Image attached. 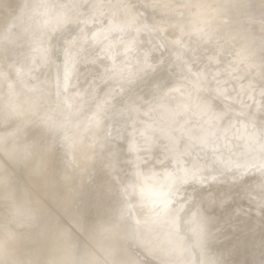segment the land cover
<instances>
[{
    "label": "bare ground",
    "instance_id": "bare-ground-1",
    "mask_svg": "<svg viewBox=\"0 0 264 264\" xmlns=\"http://www.w3.org/2000/svg\"><path fill=\"white\" fill-rule=\"evenodd\" d=\"M3 1H4V3L0 2V14L5 13L6 17L4 19H0V154L2 155V157L5 158V160L9 163L10 167L14 171L19 169V171H21L24 174V181L27 180V183L30 185L29 188H35V191L40 192L44 196L43 200L44 199L45 200L44 201L41 200L39 198L41 196V194L39 196V194L36 192L35 193L37 195L32 194L31 192H30V194H32V195H29L28 185L18 181L17 178L15 177L14 171L12 169H10L9 166L0 157V207L4 208V210L0 209V264H16L17 261L19 260V258H21V256L23 257V255H24V254H22V252L20 253L22 255H20V256L16 255L20 251H23V253H24V250L22 249L24 247H21L20 245H22L24 243L28 244L29 242H30V244H32V242H34L33 240L37 237L53 239V236L57 235L58 233H62L64 231H66L65 229H67L68 226H66V224L63 222L64 220L61 222L59 219L57 220L56 215L54 213L51 214L48 212L49 210L46 208L48 205L47 202L55 204L57 206L56 208H58L60 211L64 212L65 216L67 217L66 219L69 220L68 222H73L76 225H77V223L81 222L80 221L81 219L80 220L78 219L79 217L80 218L82 217V216H80L81 215V212L79 210L80 208L78 209L79 204H77L78 202L76 203L75 201L79 200V198H80V187H81V185H83L84 180L89 177L88 174H90V172L95 171L96 169L99 171L100 174H104V173L113 171L117 168H121L119 166H122V165L125 167H129L128 171L124 174H118L117 176H115L113 178H110L108 176L106 178L105 182L102 184L103 185L102 189L105 190V187L108 188L107 186L110 185L111 183H113L112 181H114V182L116 181L115 185H117V186H115L114 188H117V189H120L121 191H124L126 195L128 194L131 197V200H130L131 203L130 204L127 202V204L124 203V205H121V206L126 207V205L129 204L128 206H129V208H131L130 211L133 210V212L135 211V209L139 210V208L144 207L145 202H146L145 200L147 198H149V197L153 198V202L148 204L147 209H149V211H153V213L155 214L154 220H156V221L159 220V217L162 214H164V212L167 210V208L170 205L175 204L176 202L179 201V199L180 200L183 199V201L181 200L182 202H184V200H186L184 203V205L185 204L186 205L183 206V211L181 213L180 218L177 219V221H180V220L181 221L182 220H185V221L188 220L189 221L190 225H188L187 231H192V232H187L189 237L192 234H196V233H193V232H196V230L199 231V234L201 232H203L204 228H207V226H206L207 223L212 221V219H210V218H213L212 216H214V215H212L210 218L209 217H203V218L201 217L202 219H200L199 217H192L193 210H192V212L189 210L192 207V206L190 207V204L192 205L193 198L191 195L186 196L187 193L184 196L186 189L188 190V188L193 186V185H198L200 187L202 185H206L205 184L206 181L208 182L210 179H214V180L217 179L213 183L215 185L214 187L216 189L217 188L221 189V186H220L221 184H227L228 185L227 187H233L234 183L237 182V179L239 180V177L242 176L241 174H243L244 172H242V170L240 172L237 171V173H235L231 176V178L229 179L228 182H226L227 180L222 179V175L225 172H227V173L231 172V170L238 167L239 165H245L246 168L252 166L254 168V170H257L258 172H260L264 178V127H262L260 125L261 127H256L255 129H250V130L246 129V127H248V126L245 127L244 124H247V123H244L245 118H242V117L244 115H246L247 112H248V115L250 113H252V112L249 113V109H248V111H245L246 112V114H245L244 112L241 113L242 111L239 112L241 110L240 108H239V110L238 109L236 110L235 107H233L235 109L233 111H235V112L238 111L239 112L238 114L241 113L240 114L241 118H239L237 115H234V117H231L232 115L229 116L228 111H230V110H225L226 108L224 109L223 107H221L227 101L225 98V96H228V95H226L228 93L227 91H229L230 89H233V88L235 90L237 81H238L237 82L238 84H240L239 82L242 83V81H239L237 79L241 80V75H243L242 72L244 70L250 71L249 72L250 79L247 80L248 75L246 77H244L245 75H243L242 79L245 80L247 78L246 80L248 81L247 83H244L245 88L241 84L243 87V88L241 87V89H243V92L245 90L247 96L251 95V93L253 92L252 96H254V97L256 95V94H254V91H256L258 94L264 93V88L259 86L258 82H257V81H259V74L257 73L258 71L257 72L254 71L255 69H257V70L260 69V68L259 69L255 68L256 65H255L254 61L256 59L255 58L256 55H254L255 59L252 56L253 54L250 55V53H252L254 51V50L252 51L250 49H256V45L259 44L260 42H258L256 45H253V46L250 45V46H252V47H250L248 40L250 41V39H252L253 36H250V35H252L253 33H247V34H250L249 36L246 37V38H249L248 40L244 38L245 35H247V34H245L243 37H240L242 35L241 32H243L245 28L248 27L246 30H248V29L252 30L249 26L253 25V24H247L249 22H247V23L245 22L248 26L245 27L246 26L245 25L244 27H242L243 31H242V28L239 27L241 32H240V30L235 29L236 32L238 31L237 33L241 34L239 37L241 39L243 38V40L245 39L244 41L238 40L239 38L238 39L234 38L233 34H232L233 36L231 34L228 35L229 38L233 37V40L237 39L238 41L237 40L236 41L238 43L240 41V44L235 43L236 41H233L235 43V46H233L231 44V47H234L233 48L234 49V52H233L234 57H232L231 54H233V53H230V52H232L233 49L232 50L229 49V50H231L229 52L228 48L226 47L227 45L225 44L226 45L225 48H227L228 51L226 49H221V46L219 49L224 50L225 53L223 51H219L216 48V47H219V46H216V45H218L217 44L218 41L213 42L212 39L214 37L209 38L210 35H212V32H211L212 30L210 31L209 27L213 28V27H211V26H213L212 24H214V22L216 23V21H217V19L215 20L214 17H216L217 15L221 16V14H218V13L223 7H221V8L218 7L220 10L219 9L217 10L216 9L217 7H215V5H219V4H215V5L213 4L215 7V8H213V11H215V9L217 10V15H215L216 12L214 13L212 10H210V9H212L211 0H188L189 2L186 0V7L189 6L188 9L186 8L187 10L184 8L185 4L183 2H185V1H183V0L182 1L180 0L182 2V5H181V2L175 1V3L176 2L179 3L177 5V7H175L176 6V5H174L175 3L173 4L172 2H170V1L174 2V0H170V1L169 0H165V1L160 0L161 2L159 0H156V1L152 0L154 2L153 3L151 2L152 4H150V6L148 4V1L146 3L144 1H142L145 3L146 6L144 5V3H143V5H141L142 2H140V6L138 5L139 7L138 8L136 7L137 8L136 14H138V16H136V19H135V23L137 22L136 20L140 19L138 23H140L141 26L137 23L139 25L140 29H141V27H144V24H145V23L144 24L141 23V19L143 20L145 18V20L148 22L149 16L155 17L154 13H153V15H148L145 13V11L149 10L148 8H150L151 5H152L151 8L153 11L156 10V8H157V11L159 9H167V11L169 9L170 11H172L173 9L175 10V8H177L176 13H174L175 12L174 10L172 13L175 15V18H174V15L171 18V16H170L171 12H168L166 14L167 11L165 12L164 10H160L159 13H161V11L163 12L160 14V16L161 15L163 16V14H166V17L165 18L163 17L165 20L168 18L167 15L170 13L169 14L170 18H168L164 22H162V20L158 19L157 17H155L156 19L154 18L156 21H157V19H158V21L160 20L161 27H162V30H163L165 36L167 37V35H168V39H169V36H171V38L174 37V39H175L176 38L175 36L179 35V33H180L179 31H181V29H182L181 33L184 30L186 31V29H190L192 33H194V31L196 33V30L198 29L197 27L199 26L198 21L200 20V25H202V26H200L201 33L197 34L198 33L197 32L196 34H192V35L190 33L191 36L189 37L190 38L189 41L192 39L193 41H196L197 44L202 43V45H203L204 43H206L208 41V39L209 40L211 39V41H212L211 45L210 44H209V46L207 45L208 43H210L209 41L205 45H207L208 48L213 45V48H216V49H214V51L218 50V53L223 52L224 57H226L225 54L227 52H229L228 54H230V56L232 58L228 54L227 55L231 58V60L233 59L232 64L235 62L234 63L235 65L233 64L235 66L234 67L235 69L233 68L232 69L233 71H232L231 68H229L232 71L231 73L229 72L228 74L227 73L221 74V72L222 73L228 72V68H226L227 69L226 70L222 66H225V65H226L225 67L229 66L227 63L225 64V62H226L225 58L221 57L222 56L221 54H223V53L219 54V55H221L220 56L221 58H218V57L217 58L220 59L222 61V63H224L225 65L224 64L221 65L222 63L219 60H217L215 57V55L218 56V54L217 53L216 54L211 53V50H208V48L205 45H203V46L200 45V46H202L201 47L202 50L209 51L210 54H212V56L210 54L205 56V52H204V54H203L204 55L203 57H205V59L203 58L204 60L201 59V55H199L200 56L199 58L201 59L200 62L194 60V61H196V64L199 65V66H197L196 69H192L191 66H187L189 63L188 58H189V60H190V57H193L192 59H194L195 57L193 54L196 55V54H198L197 52L200 51L197 48H194V50L191 49V47L193 45H195V44H193L195 42H193L192 43L193 45H192V44H190L192 40L190 41V43L187 40V43H186V41H185L186 39H184V37L181 36L184 34L183 36H185V38H187L188 37L187 35L189 34V31L187 30L186 31V32H188L187 35H186V33L179 35V36H181L180 38L184 39V40L182 39L184 42L179 41L180 43H182V45H184V43L188 46L191 45L190 47H187L185 45L187 47V48H185V50L190 48L189 51L183 50L184 47L182 46V48H183L182 50L187 52L185 54V56L187 55V57H184L185 60L187 58V62H186L187 64L184 63L185 60L182 58L183 56L181 55V52H182V54L185 53L182 50L179 49L181 52L175 53L174 52L175 47H169L168 52L171 55L177 54V56L180 53V55H181L180 57L182 58L181 59L182 62L184 61L183 62L184 65H186V67H188V68L184 69L183 67H185V66L184 65L181 66L182 64L179 63V62H181L179 59L180 57H179L178 58L179 62L178 63L176 62V64L174 63V65L172 64L174 75H175V76H173L174 79H172V82H170L172 77H168V75H167V77L169 78V80H167L166 78H164V79H166L165 83L167 81H169L170 83H172L174 85L175 81H176L180 85L181 83L179 82V80L177 81V79H180L179 76L180 75L182 76V72H184L186 70L185 73L187 74V72H188V75H190L189 79H191V82H189L190 80L187 79V75L185 73H183V76L185 74L184 77H186L185 81L189 82V83L186 82L185 83L186 85H184L185 88H182L184 91L183 90L181 91L180 89L178 90L180 92H183L182 93L183 97H181L182 95L180 96V93L176 94V91L173 90L176 95H179V96H177L179 98V100L176 97V99H177L176 102H168V103L166 102V104L164 102V104H160L159 103L160 101L163 102L161 100L162 99L161 93H164V92L167 93L168 91H169L168 93H170L171 88L173 86H171V84L168 83L167 85L170 86L169 90L167 88H164L165 90L162 88V86L165 84V83H163L164 81H162V77H164V76H162V74L159 75L158 73H157V75H155L156 73H155L154 69H158L157 67L156 68L155 67L147 68L148 65L146 63V60H148V58L147 59L145 58L146 55H145L144 59L143 58L139 59L138 57H140V56H138L137 54H136L137 56L134 57V55H135L134 54L132 58H129L127 56L129 54V51L127 48L128 42H126L127 43L126 46H124L123 48L121 47V50L119 48V50H120L119 52L118 51H117V53L115 52L116 55L114 54L112 56H109V53L107 52L108 55L106 53V55L109 56L110 59L108 57V59L106 58L105 60H107V63L109 62L108 64L111 65V66L110 65L109 66L111 68H113V71H114L112 74H110V71H109L110 80L112 77V79L116 80L117 83L120 81L124 82L125 79L128 78L127 73H129V76H132V77H133V75L135 77L137 76V81L135 80L136 82H134L133 78H132V80L134 83L132 81L129 82L130 84H128V85L131 86V89L128 92H130L131 90L134 89V93L135 92L136 93L139 92V93L134 95L136 97H132L134 93L132 94L130 92L131 93L130 95H132V96L129 95L127 97H122V99H120L118 104H116L114 107L113 105H111L112 99L114 100V97L116 95H118L120 93V91L122 92V90H119V89L124 84L121 85L120 88H117L118 86L116 83H114L116 87H114V84L111 85L108 83H107L108 85H104V86L102 85L103 86L102 87L101 86L102 82L100 83L99 77L94 75L93 73L89 72L90 68L88 70L87 69L88 66L84 67V68H86V70H84V72L82 74L80 73L81 75L80 76L78 75L79 77L76 76V78L78 77V80L75 82V84L71 83L70 82V72L71 71H70V68H68L67 65L63 61L65 59V58H63L64 54H61V53L58 54L57 53L58 50H57V52L55 51V53H57L56 55L54 54L53 57L51 55L49 56L46 53L47 44H46V46L43 45L44 47H38V48H35V46H33L34 48L31 51L27 50V52L30 51L29 54L28 53H22L17 59H15V57L17 56V55L15 56V54H14L15 47L21 43H23L26 46V43H28V41L26 43H24V42L29 39V38L26 39L25 37H27L28 30H29V32L31 31V28L28 29V27H30V26H27L26 23H29L30 20H28V22H27L26 19H28L27 16H28V14L30 15V13H31L30 11H32L33 9L36 8V5L34 4L36 1L33 2V0H21L19 5L17 6V8L11 9V10L9 8H8L9 10L7 9V0H3ZM83 1H87V0H83ZM103 1L101 2L102 4L104 3ZM107 1L110 2L111 0H106V2L104 3L105 5L108 4ZM113 1H117V0H113ZM113 1H111V2L113 3ZM122 1L124 3H126V5L129 2L130 6H131V4L135 3L134 0H132L133 3H131V0L130 1L128 0L127 2L125 0H122ZM157 1H159V3ZM166 1H167V4L172 3L171 5L169 4L171 6V9L169 8L170 7L169 5L164 4V3H166ZM5 2H6V4H5ZM87 2H83L84 3L83 5L85 6V4H87ZM119 2H120L119 6L120 5L122 6V4L124 5V3H121V0L117 1L116 3L114 2V3L118 5ZM187 2H188V4H187ZM36 4H37V2H36ZM102 4L99 6L102 7ZM109 5H110V3H109ZM117 5H116V7H117ZM147 5L149 6L148 8H147ZM82 6L80 8H82ZM180 6L181 7L183 6V8H181ZM219 6H221V5H219ZM71 7H70V10L68 7H67L68 10H65V12L68 11L66 15L64 14L66 17L63 15L64 17L61 16L62 17L61 18L59 15H57V12L52 13V16H53V14H55L53 16V18L51 17V15L49 17L50 20L52 18V24L50 23L51 25H48L49 23L48 24H47V22L44 23L45 25L46 24L48 25L47 31H45V29L41 25V27L44 29V30L42 29V31L47 32V35L50 36V34L53 32V29L55 28L56 25L63 23L64 20L67 21V19H65L67 17H68V20L71 19L72 15L74 16L73 13L76 12V10H74V9L73 10L75 12H73L71 10L72 9ZM107 7H109V6H107ZM107 7L105 6L106 9H107ZM110 7H113V6L110 5ZM172 7H174V8L172 9ZM178 7L181 10L185 9L187 14H186V12L185 13H183V11L181 12V10H179ZM128 8H130V7L128 6ZM97 9H98V6H97ZM102 9L104 10V8H102ZM118 9H119V7H118ZM134 9L135 8H133V10ZM127 10H129V9H127ZM196 10H198V11H196ZM199 10H200V12H201V10L203 11L204 17H205L204 13H208L211 11L214 13L215 16L212 15L214 22L212 24L209 22V24L211 26L209 24H207V25H209V27L206 26V22L209 21V20H207V18H206L207 16H206L205 18H203L206 20L205 23L203 22L206 27H205V29L202 28L204 26V24H201V21H205V20L202 19L203 16L200 15L201 13L199 12ZM223 10L224 9H222L221 12H223V14H224ZM149 11H151V10H149ZM157 11H154V12L157 13ZM194 11L196 13L199 12L200 13L199 15L202 17H200V16L198 17V14L195 13L198 17L197 18L195 16V14H193ZM260 11L264 14V7L261 8ZM127 12H126V15H129V14H127ZM134 12H135V10H134ZM177 12L178 13L181 12V14H179L181 16H178V17H180L179 18L180 21H179V19H177L178 18L176 15ZM254 12H255L254 10L250 9V13H252L253 15L256 16V14ZM92 13H90L91 15L87 16L88 19L84 18L88 24L90 23V26H88L89 28L90 27L92 28L93 23H94V26H96L95 24H96V20L98 18L99 19L97 20V22L98 21L103 22V19L101 17L93 18V17H96L95 15L98 16L99 14H95V11H94V14H93L94 16H93ZM98 13H99V11H98ZM114 13H116V12H114ZM131 13H132V15L135 14L133 12H131ZM156 13H155V15H156ZM250 13H248V14H250ZM257 13H259V12L257 11ZM116 14H118L117 16H119V17L121 15V13H116ZM123 14L125 15V12H123ZM143 14H144V17L143 16H142V18H141V16L139 17V15H143ZM184 14H186V15H184ZM209 14H208V16H210ZM132 15L131 14L129 15V16H131L130 18L133 17ZM147 15H148V17H147ZM90 16H93V17H90ZM117 16H116V21L118 22ZM129 16L128 17L125 16V17L129 18ZM182 16H184L185 19L187 20V21L184 20L185 24H186V22L189 23V24L185 25L186 27L188 25H191V27H192L193 25H195L197 23L196 27L193 26L194 29L195 28H197V29L192 31L193 28L191 29L190 26H188L190 28H188V27L186 28L185 26H183V28H181L179 24L181 23V17ZM219 16L216 18H219ZM258 16H260V14H258ZM32 17H33V15L29 19H33ZM146 17L148 19H146ZM194 17H196V18H194ZM120 18H121V19H119L120 21L121 20L125 21L124 16H123V19H122V17H120ZM127 18H126V21H127ZM137 18H139V19H137ZM160 18L162 19V17H160ZM199 18H201V19H199ZM210 18L212 19V17H210ZM73 19L75 20V18H73ZM73 19H71V21ZM182 19H184V18H182ZM196 19L197 20L199 19V20L195 21ZM50 20H48V22H50ZM113 20L115 21V17ZM25 21H26V23H25ZM35 21H37V20H35ZM39 21H43V20H39ZM120 21H119V24H120ZM123 21H121V22H123ZM128 21H132V19H130ZM210 21L212 22V20H210ZM32 22L34 23L33 20H32ZM38 22H35V23H37V25L38 24L40 25L41 22H39V23ZM78 22H80V21H78ZM78 22H77V24H78ZM91 22H93V23L91 24ZM104 22L106 25L110 24L109 26L112 25L114 27V25H113L114 22L113 23H112V21L108 22V23H106V21H104ZM104 22L102 23V25L104 24ZM142 22H145V21H142ZM155 22H153V20H152V24ZM160 22L157 24L159 25ZM218 22L216 24H214V28H215V26H218ZM221 22L222 21H220L219 23H221ZM82 23H84V22L82 21ZM182 23L184 24L183 20H182ZM224 23H223V25L220 24L222 27L219 25L218 31H220V29L223 28V26H225V25H228V26L232 25L233 26V24H231V23H228V24L225 23V25H224ZM75 24L73 27H76L77 24L76 25ZM99 24L100 23L98 22L97 25L100 28L101 26ZM115 24H116V22H115ZM129 24H130V22L128 24H126L124 22L123 25L125 26V25H129ZM142 24H143V26H142ZM157 24L155 26H154V24L152 25V29H153V27H155L153 29L154 31H152V29L150 27V30H151L150 34L151 33L153 34L156 31L155 29H156V27H158ZM183 24H181V26ZM15 25H18L21 28V30L18 33H15V32L12 33V31H11ZM37 25H35V26H37ZM39 25H38V27H40ZM106 25H104V26H105V28L108 29V26L106 27ZM120 25L119 26L122 27V23ZM81 26L82 25L79 26V29ZM104 26H102V27H104ZM131 26H132V28H131ZM131 26H130V28L129 27L128 28L129 29H138V26H135V24H134V26H133V24H131ZM148 26H151V25H148ZM254 26H255V24H254ZM38 27H35V29ZM83 27L86 28L87 26H85L83 24L82 28ZM184 27H185V29H184ZM207 27H208V30H207ZM226 27L227 26H225V28ZM85 28H84V31L86 32ZM97 28L98 27H96V29ZM124 28L122 30H126L127 27L125 29ZM146 28H148V27H146ZM179 28H181V29L179 30ZM225 28H223V29H225ZM256 28H259V27L257 26ZM14 29L16 30V28H14ZM69 29L74 30V28H72V27ZM121 29L120 28H119V30L115 29V32H116V30H118L120 32ZM129 29H127V30H129ZM140 29L138 31H145L144 30L145 28L141 29V30ZM158 29L160 32L161 28L160 27L157 28V32H158ZM216 29L217 28H215V30ZM223 29H221V30H223ZM259 29H262V28L260 27ZM39 30H40V28L37 30L38 33L40 32ZM93 30H94V28H93ZM204 30H207V31L204 32ZM253 30H255V28ZM253 30L250 32H253ZM80 31H83V30H80ZM87 31H89V29H87ZM110 31H111V29H110ZM110 31L108 33H110ZM112 31L110 34L113 35L114 32L112 33ZM134 31L135 30H132V32H134ZM138 31H136V32H138ZM208 31H209V33H208ZM214 31H213V33H215ZM218 31L215 34H219ZM248 31H246V32H248ZM260 31H263V30H260ZM54 32H56V31H54ZM67 32H66V34H67ZM85 32H81V34H79L80 33L79 32L78 33L79 36L77 39L75 37L77 34L74 32V34H76V35L75 36L72 35L73 36L72 38H73V40L74 39L75 40L73 42L67 44V41H66L67 39H64L62 42L59 43V47L60 48L64 47V51L66 53H73L76 50H78L79 48H83V46L82 47H80V46L82 44V41L84 39L85 40L87 39V38H84V35L86 34ZM91 32H87V33H89L88 35H90ZM117 32L114 35L117 36L118 35ZM122 32H123V34L126 33V31H122ZM122 32H121V34H122ZM157 32H156V35L160 34L159 32L158 33ZM220 32H222V31H220ZM246 32H244V33H246ZM69 33H70V30H69ZM129 33L131 34V31ZM142 33H141V35H142ZM237 33L235 34V37L238 35ZM37 34H36V37H37ZM41 34L44 35L43 32ZM123 34L121 35V37H123ZM144 34L146 35V38H147L148 32L145 31ZM260 34H261V32H260ZM40 35L38 34V36H40ZM91 35H93V34H91ZM141 35L139 34V36H141ZM230 35L232 37H230ZM30 36H31L30 40H34L33 39L34 35H30ZM65 36H67V35H65ZM86 36H87V34L85 35V37ZM93 36L95 37L96 35H93ZM93 36H91V38H93V40H96V39H94ZM133 36L135 37V35H133ZM142 36H144V35H142ZM150 36H151V38L150 39L147 38L148 40L152 39V40L156 41L158 39V35H157V39H154V38H156L154 35H150ZM150 36H148V37H150ZM160 36H163V34L162 35L160 34ZM214 36H215V38H217L216 35H214ZM226 36L227 35H225V37ZM43 37L44 36H42V38ZM34 38H35V36H34ZM52 38H55V36ZM114 38H115V36H114ZM128 38H129V36H128ZM142 38H145V36ZM220 38H222V40L224 38L222 36H219V41L221 43H224V40L229 39V38L228 39L225 38L222 42ZM24 39H26V40H24ZM36 39H38V37ZM115 39L113 41H115ZM132 39H134V38H132ZM136 39H137V37L135 38V41H137ZM160 39L161 38H159L158 40H160ZM255 39H256V37H255ZM255 39L253 38V40L250 41V42H252L250 44H253ZM49 40H51V39H49ZM70 40H72V39H70ZM89 40L90 39H88V41ZM120 40H121V38H120ZM161 40H164L162 42L168 43L167 40L165 41V38H163ZM231 40L227 41V42H229V44H230V42H232ZM116 41H117V39H116ZM118 41H119V37H118ZM139 41H141V40L139 39ZM245 41L248 43V46L250 47L249 51H252V52H250V53H249V51L246 52L247 49L244 47H241L242 42L244 44ZM262 41H264V40L262 39ZM142 42L144 43L143 39L140 43L142 44ZM159 42L160 41L156 42V45ZM162 42H161V44H162ZM171 42H173V44H170V46L171 45L174 46L177 43L176 49L180 46V45H178L179 43L177 40H176V42L175 41H171ZM220 42H219V44H221ZM50 43H51V41H50ZM83 43L85 44L86 42H83ZM119 43H121V42H119ZM140 43H138L137 49L139 48ZM153 43L155 44V42H153ZM166 43H165V45H166ZM169 43H168V45H169ZM212 43H216V44H212ZM262 43L264 44V42H262ZM29 44H27L28 48L30 46ZM39 44H40V41H39L38 45ZM42 44H44V42H42ZM56 44H58V43H56ZM56 44H54V45H56ZM54 45H52V48ZM124 45H125V43H124ZM168 45H167V48L164 47V45H163V47L166 48V51L168 49ZM21 46H22V44H21ZM25 46H24V48H20V51H21V49L22 50L25 49L26 48ZM104 46H106V44ZM128 46H129V44H128ZM130 46L132 47V45H130ZM135 46H136V44H135ZM262 46H261L262 47L261 51L264 49V45H262ZM19 47H17V48H19ZM151 47L155 48V46H151ZM229 47H230V45H229ZM246 47H247V45H246ZM249 47H247V48H249ZM133 48H134V46H133ZM157 48H160V47H157ZM161 48H162V46H161ZM203 48H205V49H203ZM213 48L210 47L209 49H213ZM243 48H244V50H243ZM129 49H131V48L129 47ZM176 49H175V51H176ZM257 49L259 51L258 47H257ZM53 50H55V48ZM135 50H136V48H135ZM190 50H193V51H191L193 53H191V55L190 54L188 55ZM141 51H143V50L141 49ZM148 51H149V49H148ZM153 51L154 50H152V52ZM164 51H165V49H164ZM195 51H197V52H195ZM244 51L247 54L248 53L249 54L247 55L246 53H244ZM255 51L258 52L257 50H255ZM24 52H26V51H24ZM104 52H106V51H104ZM112 52H114V51L112 50ZM168 52L167 53L165 52V53L168 54ZM202 52H199V54ZM215 52H217V51H215ZM256 52H253V53L258 54ZM18 53H19V51H18ZM101 53H102V50H101ZM165 53H163V54L165 55ZM102 54H104V53H102ZM144 54H142V56ZM213 54H215V55H213ZM148 55L150 56V54H148ZM151 55H152V53H151ZM249 55L252 57H250ZM76 56H78V59H79V52H78V55H76ZM155 56H157V54ZM197 56H196V58H197ZM228 56H227V58H228ZM64 57H66V56L64 55ZM160 57H161V55H160ZM74 58H75V56H74ZM100 58H102V56L99 57V61L102 62V60H100ZM151 58H152V56H151ZM199 58H197V59L199 60ZM252 58L254 60H252ZM66 59H69V58H66ZM80 59H82V58H80ZM222 59H224V60H222ZM108 60H110V61H108ZM152 60H153V58H152ZM159 60H161V59L159 58ZM168 60H169V58H168ZM178 60L176 59V61H178ZM202 60L206 61V63L208 61L212 62L213 68L210 67L211 65H208V66L212 70L210 72L213 73V74L211 73V75L215 78V82H212V81H214V80H212V78L210 79V77H212V76L209 75V71L208 72L205 71L207 68L203 69V67H205V66H202V65H204L203 63H205V62H203ZM226 60H228V59H226ZM67 61L68 60H65V62H67ZM80 61H84L86 64V63H88L87 61H90V60L87 59V60H80ZM92 61L94 64V59H92L91 62H89V63H92ZM218 61H219V64L217 63ZM78 62H79V60H78ZM84 62H82V63H84ZM96 62L99 63L98 61H96ZM227 62L229 63V61H227ZM256 62H257V59H256ZM89 63H88V65H89ZM150 63H153V62H150ZM159 63H161V62L159 61ZM154 64L158 65L157 63H154ZM217 64H218V66L221 65L222 70L223 69L224 70L222 71L221 69H218L220 67H217ZM232 64H230V66ZM150 65L152 66V64H150ZM160 65L161 64H159V66ZM205 65H207V64H205ZM74 66H76V65H74ZM83 66L82 67L80 66L82 68V70L84 69ZM90 66L93 67V65H90ZM169 67H170V65H169ZM111 68H110V70H112ZM210 68H208V69L210 70ZM163 69H165V68H163ZM163 69H161L159 67V70H157V71L159 72ZM166 69H168V67ZM73 70H74V68H73ZM217 70H219V72L220 71L221 72L218 73ZM75 71L76 70H74V72ZM78 71L80 72L81 69ZM202 72L206 73V77H208L207 76V73H208V75L210 76L208 78H209V80H211V83H213V84H211L208 81V79L203 76L205 74H203ZM105 73H107V72H105ZM130 73L132 75H130ZM217 73L219 74V78H221V76L222 75L224 76L225 74L230 76L229 80L227 79L228 78L227 75L222 77L223 79L225 77H227L226 79L229 82L228 81H227V83L225 82L226 84L223 83L224 81H226V79H224V80L219 79L216 81V76H214V74L218 75ZM220 74H221V76H220ZM233 74L235 75V78L231 77ZM104 76H105V74H104ZM106 78H104V79H106ZM107 79H109V77ZM130 79H131V77H130ZM181 79H182V77H181ZM217 79H218V77H217ZM173 80H175L174 83H173ZM182 80H184V79H182ZM230 80H232V81H230ZM116 81H114V82H116ZM126 81H127V79H126ZM126 81L124 83H126ZM151 81H152V85H154L153 87L159 86L164 90V92L163 91L161 92V89L158 87L157 88L160 89L159 91L161 93L158 92V89H156V88H155L156 90H154V92L152 90L153 94H155V91H157V93H160V94H156V96L161 95L160 101H159L158 97L155 98V99H158V100H156L155 103L152 102L155 100H152L153 98L150 96H149L150 100L149 101L146 100V98H148V94H150L148 92L151 91V90H147L148 89L147 86H149V82H151ZM110 82H112V80ZM182 82H184V81H182ZM72 84H74V85H72ZM104 84H106V82ZM125 85H124V87H125ZM175 85H174V87H175ZM178 86H177V88H174V87L173 88L176 90V89H178ZM124 87H123V89H126ZM136 87L140 91L139 90L135 91ZM149 87H152L151 83H150ZM181 87H179V88H181ZM152 88H149V89H152ZM238 88H236V90H237L236 94L238 93ZM166 90H168V91H166ZM125 92H127V91H125ZM199 92H200V95H201V93H203L207 97L204 98L203 100L199 99L198 103H193L192 102L193 101L192 95L193 94L196 95V93H199ZM225 92H226V94H225ZM232 92L233 91H231V93ZM243 92H242V95H241V93H238V94H240V96H242V98L245 97V94L243 96ZM168 93L166 94V96L171 94V93L170 94H168ZM217 93L220 95L218 96ZM231 93H229V98L232 95ZM126 94L127 93H125V95ZM153 94H151V95H153ZM215 94H217V95L215 96ZM173 95L174 94L172 93V96ZM213 95L215 97H213ZM153 96H155V95H153ZM163 96H164L163 99H165L166 96L164 94H163ZM232 96H233V98L234 97L236 98L235 95H232ZM240 96H239V98H241ZM180 98H183V99H180ZM223 98L225 99V102H224ZM140 99H141V101H142V99H145L147 101V103H145V105H146L145 108H140V105L142 106L143 104L137 103V102H139L138 100H140ZM222 99H223V103H224L223 105H221V103H220L222 101ZM256 99L257 98H254V100H256ZM243 100L245 101V99H242L241 101L244 102ZM250 100H253V97L250 98ZM157 101H158V103H157ZM213 101H217L218 104H220L221 106L219 105L218 107L214 108L213 106H211L212 103L214 104ZM232 101L233 100H231V103L230 104L228 103V104L234 105V103L237 100H235V102L233 104H232ZM248 101H249V99L247 100V103H248ZM240 102L238 101V103H240ZM242 102L240 103L241 105L243 104ZM256 102L258 104L257 100H256ZM262 102L264 103V101L260 102L261 105H262ZM252 103H255V101ZM228 104H227V106H228ZM244 104H246V101ZM125 105L129 106L128 111H129L130 116L128 114L129 119H127V120H125V117L122 118V116H121V118H120V116H118V114L121 113V111H123V109L126 108ZM145 105H143V106H145ZM252 105H254V104H252ZM225 106H226V104H225ZM112 107H114V108H112ZM244 107L246 109V106H244ZM249 107H252V106H249ZM257 107L258 106H256V108ZM260 107L261 106L259 105V108ZM229 109H231V108H229ZM252 110H250V111H252ZM253 112H254V115L256 116V117H254V116L253 117L259 118L260 121H261V116L263 115V117H264V112L261 111L263 114H260L261 112L259 113L258 109H254ZM233 114H235V113L233 112ZM120 115H122V114H120ZM250 115H252V114H250ZM235 116H237V117H235ZM254 118H253V120H254ZM243 119H244V121H243ZM247 120L252 121V118L246 119L245 122H248ZM257 122H259V121H257ZM261 122H264V121H261ZM252 123H254V122H252ZM113 124H117V125L119 124L118 125L119 128L117 129V131L113 130V128H112ZM252 125H254V124H252ZM256 125H259V124L256 123ZM254 127H255V125H254ZM249 128L250 127H248V129ZM121 136H123L124 139H121ZM101 139H103V140H101ZM223 140H225V141H223ZM102 144L103 145L105 144L104 146L110 145L113 147V152L109 154L107 159L105 158V155L103 152V150H104L103 146H102V148L100 147V145H102ZM227 148H230V150H231L230 153H225V150ZM249 169H247V170H249ZM87 172H89V173H87ZM81 174H85L84 176H81V179L78 178L81 180V182L76 181L75 177L78 175H81ZM245 175H247V174H245ZM250 175H252V173H250ZM257 176H259V174ZM207 178H210V179L208 180ZM240 178H242V177H240ZM257 179H258V177H257ZM260 179H261V177H260ZM252 181H254V180H252ZM211 182H213V181H211ZM256 183H257V181H256ZM70 184H75L76 189H73V187H71ZM207 184H209V182ZM152 186H155L154 192H150L151 191L150 188ZM195 187H197V186H194V189H195ZM114 188H112V189H114ZM102 189H100V190H102ZM33 190L34 189H32V192H34ZM200 190L202 191V189H199L198 192H197V189L191 190V191H196V193H199ZM227 190H229V189L224 187V191H222L221 194L224 195V193H226ZM191 191H189V192H191ZM117 193L118 192H116V194ZM193 193L194 192H191L192 195H193ZM149 195H152V196H149ZM195 195L196 194H194V196ZM196 197H198V196H196ZM93 199H94L93 196H91L90 200L88 201L89 202L88 204H90V206H88V207L92 208V206L95 204ZM213 199H214V196L208 195V197L206 199H204L203 201L211 205V204H213ZM80 200H81V198H80ZM181 203H178V204H181ZM193 204H194V202H193ZM121 206H119V207H121ZM128 206H127V208H128ZM103 207H104V205H103ZM122 207H121V209H122ZM252 207H254V206H252ZM256 207L257 206H255L254 208H256ZM98 208L101 209V207H98ZM98 208L96 209V211L98 210ZM195 208H196V206H195ZM51 209H52V207H51ZM105 209H107V208H105ZM118 209H115V210L119 211ZM180 209L182 210V207ZM250 209H252L250 211L254 212L255 215H257L259 213L258 211L256 212L253 208H250ZM138 210H137V212H138ZM100 211L101 210H99V213H101ZM104 211H106V210H104ZM120 211H122V210H120ZM123 212H124V210H123ZM194 214H196V213H194ZM208 214H210V212ZM126 215L127 214H124L125 217L129 216V215H127V216ZM65 216H63V217H65ZM215 217L216 216H214V218ZM122 218L124 219L123 215H122ZM129 218H130V221L132 224L133 220H135L136 222L139 221L141 223L146 217L144 216V214H142V215L141 214L140 215L132 214L131 217H128L126 219L129 220ZM131 218L133 220H131ZM214 218H213V220H214ZM209 219L211 221H209ZM125 221L126 220H124L123 222H125ZM135 221L133 223H135ZM139 222H138V224H139ZM93 223H94V221H93ZM93 223L91 225H94ZM125 223H126V228H125L124 223H123L124 225L122 224L121 226L122 227L124 226L125 229H128L130 227V224H128L129 225V227H128L127 222H125ZM128 223H130V222L128 221ZM4 224H10L11 226H12V224H15L14 226H16L17 228L19 227V228L17 229V231H15V232L13 231L11 234H8L9 232H7L8 231L7 228L5 229ZM91 225H90V227H91ZM208 226H210V225H208ZM211 226L213 228H216V226L214 224H211ZM251 226H253V225H251ZM225 227L224 228L218 227V228L223 230V229H225ZM227 227H229V226H227ZM259 227L262 228L261 226H259ZM218 228H216V229H218ZM247 228L241 229V227L238 226V231L239 230H241V231L246 230L245 233L243 235H241V237H239L240 235H237L238 233L236 234V232H238V231H236V229H235L236 232L234 234L239 237L238 238L236 236L235 244H234V242L233 243L230 242V239L232 240V238H234L235 236H233L232 238L231 237L226 238V239L229 238L228 244H227L228 246H231V247H233L234 250L235 249L237 251L239 250L238 252H241L244 254V255H241L242 257L240 259H238V261L233 262L234 258L236 257L235 255H237L238 252L235 251L236 254L234 255V258L231 259L229 254H230V251H233V250H230L229 247L225 248L223 246L224 244H222V246L225 248V251L230 250L228 254L227 253L225 254V251L222 250L224 248L220 244V246L222 248L220 246L219 247L221 248V251L224 252L223 256H225V255L229 256L228 257L229 261H228V259H226V261L228 263L230 262L231 264H264V247H263L264 241H261L262 239L261 240L260 239H252L253 241L250 242L251 245L248 246V244H247V240L249 241V239H247V238H249L248 235L254 233V231L250 230L249 228L247 229ZM231 229L233 232L234 229L231 227L229 229H226V232H227V230H231ZM118 230H120V228ZM207 230L209 231L210 229H207ZM126 231H128V230H126ZM126 231L125 232L122 231V232H124V234L128 233ZM208 231H207V233H208ZM119 232H121V230ZM142 232H143L142 230H141V232L139 230V234H140L139 237L141 236L140 238L142 239L141 243L144 242V238L150 237L151 236L150 234H153L151 228H148V229L145 228L144 232L143 233ZM204 232H205V230H204ZM204 232L201 234V236L204 234ZM212 232H214V231H212ZM212 232H210V233H212ZM216 232H218V230ZM228 232H227V234H228ZM232 232L230 231V233H232ZM189 233H191V235ZM210 233H208V234H210ZM215 233H214V235H215ZM204 235H207V234H204ZM218 235H220V237L223 236L222 234H220V232L218 233ZM127 236H129V235H127ZM210 236H211V238H210ZM212 236H213L212 234L207 235V237H209L210 239H212ZM224 236H225V234H224ZM250 236H252V235H250ZM124 237L128 238L126 236H124ZM217 237L218 236L216 233V238ZM205 238H206V236H205ZM210 239H207V240H210ZM214 239H215V236H214ZM218 239H219V237H218ZM226 239L224 238L225 242L227 241ZM224 240H222V242ZM137 241H138V239H137ZM137 241H136V243H137ZM208 242L206 244H208ZM220 242L221 241L219 240L218 243H220ZM225 242H223V243H225ZM145 243H146V241H145ZM145 243L143 245L142 244H140V245H142V247H145ZM147 244L148 243H146V247H147ZM172 244H173V242L170 241L168 243H165V246H163L164 245L163 244V245H159L157 248L148 247L149 250H146V249L145 250H146L147 254L153 253L154 256L156 254H158L159 256H157L155 259H154V256H150V257L151 258L153 257V259L157 260V262L159 260H161L159 262L165 263L164 259H165L166 251L169 250L173 246ZM232 244H233V246H232ZM8 245L15 246V248H12L13 250L20 246L22 250L19 247L17 250H15L17 253L15 251H13L12 249H11L12 252H9L10 248L12 246L9 247ZM6 246H8L7 249H9V251H6L7 250ZM225 246H226V244H225ZM262 247H263V249H261ZM220 248H218V249H220ZM141 249L144 250V248H141ZM204 250H207V249L204 248ZM32 251H33V253L35 252V253H40V254L44 255V257H43L44 261H39L38 264H51L55 261L54 257L52 256L51 249L47 245L44 246V244L40 241L34 242V247H33ZM217 251L219 252V250H217ZM217 251H214V252H217ZM13 252H15V253H13ZM146 252H143V254ZM209 252H210V250H209ZM211 252H212V250H211ZM222 252H220V253H222ZM220 253H218V254H220ZM232 253L233 252H231V254H230L231 257H232ZM206 254H207L208 259L215 258V257L210 258L209 253H206ZM206 254L205 253L203 254V252H202V255H201L202 260L204 259L203 256H205ZM213 255H214V253H213ZM17 256H19V257H17ZM145 256L147 257L146 254H144V257ZM239 256H240V254H239ZM160 257H162V259ZM221 257L222 256H220V258ZM157 258H160V259L158 260ZM201 258H200V260H201ZM216 258H218V256ZM20 260L18 261L17 264H19ZM135 260H137V259H135ZM189 260L191 261L192 259H189ZM189 260L186 264L193 263V260L191 263L189 262ZM202 260L199 263L196 262V264H201V262L204 261V260L203 261ZM206 260H207V258L205 259V261ZM214 260L211 259L212 262L209 260H208V262L210 264L211 263L216 264L217 262H213ZM216 260L219 262V264L221 263V261H219L221 259H216ZM129 261L130 260L125 258V261H121V264H130ZM139 261H141L140 258H139ZM205 261L203 263L207 264V261L206 262ZM226 261L224 260V264ZM135 262L137 263L138 260ZM166 262H169V261L167 260ZM171 264H172V262H171ZM194 264H195V259H194Z\"/></svg>",
    "mask_w": 264,
    "mask_h": 264
},
{
    "label": "rangeland",
    "instance_id": "rangeland-1",
    "mask_svg": "<svg viewBox=\"0 0 264 264\" xmlns=\"http://www.w3.org/2000/svg\"><path fill=\"white\" fill-rule=\"evenodd\" d=\"M20 1L21 0H7V9L9 8L10 10L11 9H15V8H17V6L19 5V3H20ZM37 2V4H36V2ZM83 0H33V2H35L34 4L36 5V8L35 9H33L32 11H30L31 13H30V15L28 14V16H27V18L28 19H26V21L28 22V20H30V22L29 23H26V21H25V23H26V25L27 26H30V27H28V29L29 28H31V31L29 32V30H28V34H27V37H25L26 39H28V40H26V39H24V40H26L24 43H26L27 41H28V43H26V46L23 44V43H21L22 44V46H21V44H18V46H16L15 47V50H14V54H15V59H17L22 53H28L29 54V52L34 48L33 46H35V48H38V47H44V46H46V44H47V46H46V53L50 56H52L53 57V55L55 54H59V53H61V54H64L66 57H64V55H63V58H65L63 61H64V63L67 65V67L68 68H70V82L71 83H74L75 84V82L78 80V77L84 72V70H86V68H84V67H87V69L89 70V68H90V71L89 72H91V73H93L94 75H96V76H98L99 77V79H100V83H101V86L103 85H108V84H111V85H113L114 83H116L117 84V88H120L121 87V85H125V87H124V85L119 89V90H122V92L120 91V93L118 94V95H116L115 97H114V100L112 99V103H111V105H113L114 107H115V105L116 104H118V102H119V100L120 99H122V97H127V96H129L131 93L133 94L134 93V89L133 90H131L130 92H128L130 89H131V86H129L128 84H130L129 82H133V80H132V78L134 79V82H136L137 81V76L135 77L134 75H133V77L132 76H129V73H127L128 74V78L130 79V77H131V79L129 80L128 78H126L127 79V81H126V79H125V81H126V83H124L123 81L121 82H118L117 83V81L116 80H114V79H112V77H111V80H112V82H110L111 80H110V74H112L114 71H113V68H111L110 66V64H108L107 63V60H105L106 58L108 59V57L109 56H112V55H114L115 54V52L117 53V51L119 52L120 50H121V47L123 48L124 46H126V42H128V44H129V46H128V44H127V48H128V51H129V54L127 55L129 58H132L133 57V55H134V57L135 56H140V57H138L139 59H144V57H145V55H146V59L148 58V60H146V63H147V65H148V67L147 68H150V67H157L158 69H154V71H155V75H157V73L159 74V75H161L162 74V76H164V77H162V81H164L163 83H165V81H166V79L167 80H169V78L168 77H172L171 78V80H170V82H172V79H174V77L173 76H175L174 75V71H173V65H174V63L176 64V62L178 63L179 62V60H178V58L182 55L183 57V59L185 60V58L184 57H187V55L185 56V54L187 53V52H185V51H189V49L190 48H188V49H186L185 50V48H187V47H190L191 45L190 44H192L193 42H195V43H193V44H195V45H193L192 47H191V49H193L194 50V48H197L198 50H200L199 52H202V53H200L199 54V52H197V51H195V52H197L198 54H193L194 55V59H192L193 57H190V60H189V58H188V61H189V63H188V65L187 66H191L192 67V69H196L197 68V66H199L198 64H196V61H199L200 62V60L201 59H205V57H203L204 55V52H205V56L206 55H209L210 54V52L209 51H205V50H202V46L203 45H205V44H207V42L209 41L210 43H208L207 45L209 46V44L211 45V39L209 40L208 39V41L206 42V43H204L203 45H202V43L201 44H197V42L196 41H193L192 39V41H191V43H190V41H189V37L192 35V34H196L197 32V34H199V33H201V31H200V26H202V25H200V20L199 19H201V18H199L198 20L196 19L195 21H198L199 22V26L197 27V28H195V29H197L196 30V33H195V29L193 28V26H197V23L195 24V25H193L192 27H191V25H188V26H190L191 27V29L193 28V30L192 31H194V33H192L191 32V30L190 29H186V31L188 30L189 31V34L187 35V33L188 32H186L185 30L181 33V31H182V29L181 28H183V26H185V25H187V24H189V23H187L186 22V24H185V21L184 20H186L185 19V17L184 16H182L181 17V23L179 24L180 25V27L181 28H179V30L181 29V31H179L180 33H179V35H181V34H183V33H186V35L188 36H186L187 38H185V36H183V35H181L182 37H184V39H186L185 41H186V43H187V40L189 41V45L190 46H188V45H186L185 43H184V45H182V43H180L181 41L182 42H184L183 40V38H180L181 36H175L176 38L174 39V37L173 38H171V36H169V39H168V35H167V37L165 36V34H164V32H163V30H162V27H161V22H160V20H162V22H164L165 20H167L168 18H170L169 17V14L167 15L168 16V18L167 19H165L164 20V18L166 17V14L168 13V12H171V14L173 13V8L174 7H172V11H170L169 9H168V11H167V9H159L158 11H157V8H156V10H154V11H157V13L159 14H157L156 12H154L153 10H152V5H151V9L150 8H148L149 6H150V4H152L154 1H152V0H134L135 1V3L134 4H131V6H130V4H129V2L127 3V5H126V3H124L122 0H121V3H124V5L122 4V6L120 5L119 6V4H120V2L118 3V5L117 4H115L117 1H120V0H117V1H113V0H111V1H113V3L110 1H107L108 2V4H104L105 2H106V0H87V1H83V2H87V4H85V6L83 5L84 3L82 2ZM104 2L103 4L101 3V2ZM126 2L128 1V0H125ZM130 1V0H129ZM142 1H144L145 3L148 1V4H149V6L147 5V8L149 9V10H151V11H145V13L146 14H148V15H153V13H154V16L155 17H157L158 19H160L159 21H158V19H157V21L155 20L156 18L155 17H153V16H149L148 17V15H147V17L149 18H147L146 17V19H148V22L145 20V18L142 20L141 19V23H145L144 24V27H141V29H144L146 32H148V34H147V38H151V36L150 35H154L156 38H154V39H157V35H158V39L159 38H161V39H163V38H165V41L167 40L168 41V43H169V45H168V43H166V42H162V41H164V40H158V41H160L157 45H156V42H158L157 40L155 41V40H148L147 38H146V35L144 34V32L145 31H138L139 29H140V27H139V25H140V23H138L139 22V18H137V19H139V20H136L137 22L135 23V19H136V16H138V14H136V9L140 6V2H142ZM156 1V0H155ZM160 1V0H159ZM159 1H157L158 3H159ZM163 1H165V0H163ZM170 1V0H169ZM168 1V2H169ZM175 1H177V2H181L180 0H174V2L173 1H170V2H172L173 4L175 3ZM183 1H185V2H183L184 4V8L186 9H188V7L189 6H187L186 7V0H183ZM188 1V0H187ZM0 2H3L4 3V1L3 0H0ZM82 2V3H81ZM144 2H142V4L141 5H143V3ZM152 2V3H151ZM156 2V3H157ZM161 2V1H160ZM175 3L174 5H176L175 7H177V5L179 4V3ZM189 2V1H188ZM188 2H187V4H188ZM109 3H110V5H112L113 7H110V5H109ZM131 3H133V1L131 0ZM139 3V4H138ZM145 3H144V5H145ZM171 3V4H172ZM5 4H6V2H5ZM102 4V7H100L99 5H101ZM129 4V5H128ZM162 4V3H161ZM165 5L167 4V1H166V3H164ZM170 4V3H169ZM169 4H167V5H169ZM170 4V5H171ZM211 4H212V9H210V10H212L213 11V8H215V7H217L216 9L218 10L219 8L218 7H223L222 9H224L223 11H224V14H223V12H221L222 11V9L219 11V13L218 14H221V16H219V15H217V10L215 9V11H213L214 13H215V15H217L216 17H218L219 16V18H216V17H214L215 18V20L217 19V21H216V23L219 21H222L221 23H219L218 22V26H215V28H217L216 30L218 31V27H219V25L220 24H222L223 25V23L225 22L226 24H228V23H231V24H233V26L231 25V26H228V25H225V23H224V25L225 26H227L226 28H225V26H223V28H225V29H223V28H221V29H223V30H221L220 29V31H222V32H220V31H218L219 32V34H215V33H217V31L215 30V28H214V24H216L215 22H214V19H213V16H215L214 15V13L211 11V12H208V13H204L205 14V17L207 18V20H209V21H207L206 22V20L205 19H203V18H205L204 16H203V11L201 10V12H200V10H199V12L201 13H196L195 11H194V13L193 14H198V17L200 16V15H202V16H200V17H202V19L203 20H205V21H201V24H204L205 22H206V26H208L209 27V22L212 24L213 22H214V24H212L213 26H211V27H213V28H210L209 27V29H210V31L212 32V35H210V37L209 38H211V37H214L212 40H213V42H215V41H218L217 42V44L218 45H216V46H219V47H216L219 51H223L224 52V50H221V49H226L227 50V48H228V50L229 49H233L234 47H231V44L233 45V46H235V43H238L237 41L238 40H242V41H244L245 39H249V38H246L247 36H249L250 34H247V33H253L252 35H250V36H253L252 37V39H250V41H252L253 40V38L255 39V37H256V39L254 40V42H253V44H250V43H252V42H250L249 40H248V42H249V46L250 45H256L258 42H260L259 44H257L256 45V49H250V47H252V46H248V43L245 41V43L243 44V42H242V44H241V47H244V48H246L247 50H246V52H248L249 51V49L250 50H254L253 52H256L255 50H257L258 51V49H257V47L259 48V51L258 52H256V53H258V54H255V53H253L252 51H249V53L250 52H252V53H250V55H252L253 56V58H254V55H256L257 57H258V60H259V62H258V64H257V62H256V59H255V61H254V63H255V68H260L259 70H261V75H260V77H259V81H257L258 82V85L259 86H261L262 88H264V49L261 51V48L263 47L262 45H264L262 42H264V41H262V39L264 40V14L260 11L261 10V8H263L264 7V0H211ZM215 4H219V5H221V6H219V5H215V7H214V5ZM83 5V6H82ZM116 5H117V7H116ZM139 5V6H138ZM169 5V6H170ZM181 5H182V2H181ZM72 8L71 10L73 11V12H75L74 10H76V12L75 13H73L74 14V16L72 15V18L71 19H73V18H75V20L73 19L72 21H71V19H69L68 20V17L67 18H65V19H67V21L66 20H64V22L63 23H61V24H58V25H56L55 26V28L53 29V32L50 34V36H48L47 35V32H45V31H47V29H48V25H51L52 24V18H53V16L55 15V14H53V16H52V13H54V12H57V15H59L60 17L61 16H63L64 14L66 15L67 14V12H65V10H68V8H69V10H70V7ZM82 6V8H80ZM97 6H98V9H97ZM105 6L107 7V6H109V7H107V9L105 8ZM127 6V7H126ZM128 6L130 7V8H128ZM146 6V5H145ZM168 6V7H169ZM173 6V5H172ZM68 7V8H67ZM118 7H119V9H118ZM137 7V8H136ZM167 7V8H168ZM181 7V6H180ZM227 7V8H226ZM67 8V9H66ZM100 8V9H99ZM102 8H104V10L102 9ZM133 8H135L134 10H135V12H134V10H133ZM170 9H171V6L169 7ZM181 8H183V6L181 7ZM8 9V10H9ZM74 9V10H73ZM127 9H129V10H127ZM155 9V8H154ZM176 9L177 8H175V12L174 13H176ZM178 9L179 10H181L179 7H178ZM185 9H183V10H181V12L183 11V13H185L186 12V10ZM250 9H252V10H254L255 12V14H256V16L255 15H253L252 13H250ZM128 12H127V11ZM160 10H164L165 12H166V14H163V16L161 15L160 16V14L161 13H163L162 11H161V13H159L160 12ZM209 10V11H210ZM94 11H95V14H99L98 16L97 15H95L96 17H93L94 15ZM98 11H99V13H98ZM153 11V12H152ZM196 11H198V10H196ZM257 11L259 12V13H257ZM93 12V13H92ZM114 12H116V13H121V15H120V17H122V19H123V16H124V19H125V21H123V20H121V21H123V22H121L119 19H121L119 16H117L118 14H116V13H114ZM123 12H125V15L123 14ZM126 12H127V14H131L132 15V13L131 12H133V13H135L134 15H132L133 17L132 18H130L131 16H129V15H126ZM130 12V13H129ZM164 12V13H165ZM179 12V11H178ZM177 12V17L178 16H181V15H179V14H181V12L180 13H178ZM90 13H92V15L93 16H90V17H93V18H98V17H101L102 19H103V22L104 21H106V23H108V22H111L112 21V23H113V25H114V27L111 25V26H109V25H106L105 24V22H104V24L102 25V21H98L100 24V26L102 27V26H104V25H106V27L108 26V29L107 28H105V26L104 27H100L99 28V26L97 25V20L99 19H95L96 20V26H94V21L93 22H91V24L93 25L92 26V28L90 27H88V26H90V23L88 24L87 23V21L85 20V19H88L87 18V16L88 15H91ZM152 13V14H151ZM155 13H156V15H155ZM210 13V14H209ZM248 13H250V14H248ZM115 16H114V15ZM170 14V16H171V18L173 17V15L174 14H172L171 15ZM186 14H187V12H186ZM186 14H184V15H186ZM195 14V16L197 17V15ZM200 14V15H199ZM208 14L210 15V16H208ZM248 14V15H247ZM252 14V15H251ZM258 14H260V16H258ZM33 15V19H29V18H31V16ZM50 15H51V20L49 19V17H50ZM64 15V16H65ZM183 15V14H182ZM213 15V16H212ZM30 16V17H29ZM58 16V17H59ZM63 16V17H64ZM112 16V17H111ZM116 16L118 17V22L116 21ZM125 16H129V18H127V17H125ZM141 16V18H142V16L144 17V14L143 15H139V17ZM6 17V14L5 13H3V14H0V19H4ZM66 17V16H65ZM114 17H115V21L113 20L114 19ZM160 17H162V19L160 18ZM164 17V18H163ZM196 17H194V18H196ZM197 17V18H198ZM210 17H212V19L210 18ZM39 18V19H38ZM41 18V19H40ZM62 18V17H61ZM70 18V17H69ZM85 18V19H84ZM100 18V19H101ZM113 18V19H112ZM126 18H127V21H126ZM155 18V19H154ZM174 18H175V15H174ZM180 17H178L177 19H179ZM182 18H184V19H182ZM249 18V19H248ZM112 19V20H111ZM130 19H132V21H128V20H130ZM134 19V20H133ZM151 19V20H150ZM32 20L34 21V23L32 22ZM35 20H37V21H35ZM39 20H43V21H39ZM47 20V21H46ZM48 20H50V22H48ZM94 20V19H93ZM109 20V21H108ZM152 20H153V22H155V23H153L154 24V26L157 24V23H159L160 22V24L158 25V27H156V31L152 34H150V32H151V30H150V27H151V29H152ZM182 20H183V22H184V24L182 23ZM210 20H212V22L210 21ZM41 22V24L39 25L40 27H38V25H37V23H35V22ZM66 21V22H65ZM78 21H80V22H78ZM82 21L84 22V23H82ZM86 21V22H85ZM119 21H120V24L122 23V27L124 26L123 24H124V22L126 23V24H128L129 22H130V26H131V24H133V26H134V24H135V26H138V29H129L130 28V26L129 25H125L124 27L126 28V30H122L123 28L122 27H120L121 25L119 24ZM142 21H145V22H142ZM151 21V22H150ZM179 21H180V19H179ZM187 21V20H186ZM38 22V23H39ZM43 22V23H42ZM47 22V24L45 25L44 23H46ZM77 22H78V24H77ZM115 22H116V24H115ZM150 22V23H149ZM204 22V23H203ZM247 22H249V23H247V24H253V25H250L249 27L253 30L254 28H255V30H253V32H250V31H252V30H250V29H248V30H246L248 27V25L246 24ZM51 23V24H50ZM77 25H76V24ZM80 23V24H79ZM82 23V24H81ZM86 23V24H85ZM139 25H138V24ZM245 23V24H244ZM74 24L76 25V27H73L74 26ZM83 24L85 25V26H87L86 28L85 27H83L82 28V26H83ZM88 24V25H87ZM137 24V25H136ZM143 24H142V26H143ZM147 24V25H146ZM181 24H183L182 26H181ZM207 24H209V25H207ZM254 24H255V26L257 27H261L262 29H259V28H256L255 26H254ZM35 25H37V26H35ZM41 25H42V27L45 29V31H42V27H41ZM44 25V26H43ZM80 25H82L81 27H80V29H79V26ZM116 25V26H115ZM120 25V26H119ZM148 25H151V26H148ZM246 25V26H245ZM61 26V27H60ZM65 26V27H64ZM141 26V25H140ZM148 27V28H146V27ZM187 26V27H188ZM205 24H204V26L202 27V28H204L205 29ZM221 26V25H220ZM247 27V28H245L244 29V31H243V28L242 27ZM35 27H38V28H36L35 29ZM46 27V28H45ZM67 27V28H66ZM74 28V30L73 29H69V28ZM96 27H98L97 29H96ZM111 27V28H110ZM121 29V31L119 32L118 30H119V28ZM129 27V28H128ZM161 28L160 29V32H159V29H158V32L162 35L163 34V36H160V34H157L156 35V32H157V28ZM186 27V26H185ZM185 27H184V29H185ZM186 27V28H187ZM190 27H188V28H190ZM208 27H207V30H208ZM222 27V26H221ZM230 27V28H229ZM239 27L240 28H242V31L243 32H241V30L239 29ZM14 28H16V30L14 29ZM40 28V32L42 31L43 33H44V35L43 34H41L40 32L38 33V29ZM84 28H85V30H86V32L84 31ZM93 28H94V30H93ZM105 28V29H104ZM114 30H113V29ZM124 28V29H125ZM131 28H132V26H131ZM134 28V27H133ZM155 27H153V29H154ZM19 29V30H18ZM43 29V30H44ZM70 30V33H69V30ZM78 29V30H77ZM87 29H89V31H87ZM91 29V30H90ZM110 29H111V31H112V33H113V35L114 34H116V32L118 33V35L116 36V35H114L115 36V38L117 39V41H116V39L114 38V36L112 35V34H110L111 33V31H110ZM115 29H118V30H116V32H115ZM127 29H129V30H127ZM140 29V30H141ZM152 29V31H154ZM240 30V32H241V34H239V33H237L236 32V30ZM21 30V28L18 26V25H15L13 28H12V33H18L19 31ZM80 30H83V31H80ZM132 30H135L134 32H132ZM149 30V31H148ZM207 30H204V32L205 31H207ZM215 30V31H214ZM260 30H263V31H260ZM54 31H56V32H54ZM68 31V32H67ZM72 31V32H71ZM92 31V32H91ZM110 31V33H108ZM122 31H126V33L125 34H123V32ZM131 31V34L129 33ZM136 31H138V32H136ZM200 31V32H199ZM213 31L215 32V33H213ZM246 31H248V32H246ZM33 32V33H32ZM66 32H67V34H66ZM74 32L77 34H74ZM80 32V33H79ZM81 32H85L86 34H87V36L85 37V35H84V38H87L85 41L83 40L82 41V44H81V46L80 47H82L83 46V48H79L78 50H76L75 52H73V53H66L65 51H64V47L63 48H60L59 47V43L60 42H62L64 39H67L66 41H67V44H69V43H71V42H73L74 40H73V36H75L76 37V39L78 38V36H79V34H81ZM87 32H91L90 33V35H88L89 33H87ZM121 32H122V34H123V37H121ZM129 34H128V33ZM140 32V33H139ZM143 32V33H142ZM157 32V33H158ZM203 32V31H202ZM210 32V33H211ZM236 32L238 35L235 37V34L234 33ZM244 32H246V33H244ZM257 32V33H256ZM260 32H261V34H260ZM38 33L40 36H38V34H37V37H38V39H36L37 37H36V34ZM79 33V34H78ZM121 35H120V34ZM138 35H137V34ZM141 33H142V35H144L145 36V38H142V37H144V36H142L141 35ZM190 33H191V35H190ZM208 33H209V31H208ZM244 33V34H243ZM56 34V35H55ZM69 34V35H68ZM84 34V33H83ZM91 34H93V35H96L95 37L93 36V35H91ZM110 34V35H109ZM129 36V38H128V36ZM139 34L141 35V36H139ZM216 35V37L217 38H215V36L214 35ZM229 34H233L232 36L234 37V38H239L238 40L237 39H235V40H233V37L230 35V37H232V38H229L228 37V35ZM245 34H247V35H245ZM30 35H34L35 36V38H34V36H33V39L34 40H30L31 39V36ZM65 35H67V36H65ZM73 35V36H72ZM133 35H135V37L133 36ZM225 35H227L226 37H225ZM241 35V36H240ZM245 35V39L243 40V38L241 39L240 37H243ZM42 36H44L43 38H42ZM55 36V38H52V37H54ZM91 36H93L94 37V39H96V40H93V38H91ZM132 38H134V39H132ZM148 36H150V37H148ZM153 36V37H154ZM219 36H222L224 39L226 38V39H228V40H224V43H221L220 41H219ZM240 36V37H239ZM74 37V38H75ZM90 37V38H89ZM118 37H119V41H118ZM129 39H127V38ZM137 37V41H135V38ZM152 37V38H153ZM228 37V38H227ZM42 38V39H41ZM57 38V39H56ZM72 39V40H70V39ZM113 38V39H112ZM120 38H121V40H120ZM192 38V37H191ZM49 39H51V40H49ZM69 39V40H68ZM88 39H90L89 41H88ZM93 41H92V40ZM115 39V41H113ZM139 39L142 41V39H143V41H144V43L142 42V44L140 43L141 41H139ZM145 39V40H144ZM174 39V40H173ZM181 39V40H180ZM183 39V40H182ZM215 39V40H214ZM221 39V41L223 42V40H222V38H220ZM232 39V40H231ZM57 40V41H56ZM59 40V41H58ZM125 40V41H124ZM127 40V41H126ZM176 40L178 41V45H180L177 49H176V45H177V43L174 45V46H170V44H173V42H171V41H175L176 42ZM236 41L235 43L233 42H230V44H229V42H227V41ZM39 41H40V46L38 45V43H39ZM44 42V44H42V42ZM50 41H51V43H50ZM54 41V42H53ZM96 41V42H95ZM123 41V42H122ZM133 41V42H132ZM155 42V44L153 43V42ZM180 41V42H179ZM83 42H86L85 44L83 43ZM119 42H121V43H119ZM161 42H162V44L164 45V47H166L167 48V45H168V49H167V51H166V48H164L163 47V45L161 44ZM219 42L221 43V44H219ZM226 42V43H225ZM30 43V44H29ZM53 43V44H52ZM56 43H58V44H56ZM124 43H125V45H124ZM131 43V44H130ZM138 43H140V45H139V48L137 49V47H138ZM150 43V44H149ZM165 43H166V45H165ZM230 45V47H229V45ZM27 44H29L30 46H29V48H28V45ZM34 44V45H33ZM42 44V45H41ZM54 44H56V45H54ZM106 44V46H104ZM123 44V45H122ZM135 44H136V46H135ZM197 44V45H196ZM212 44H216V43H212ZM224 44V45H223ZM227 46H226V45ZM238 44H240V41H239V43ZM44 45V46H43ZM52 45H54L53 46V48H52ZM121 45V46H120ZM130 45H132V47L130 46ZM187 47H186V46ZM200 45H202V46H200ZM207 45H205L206 47H207ZM246 45H247V47H249V48H247L246 47ZM260 45V46H259ZM20 46V47H19ZM24 46L26 47L25 49H21V51H20V48H24ZM133 46H134V48H133ZM151 46H155V48H153V47H151ZM161 46H162V48H161ZM182 46L184 47V49L182 48ZM196 46V47H195ZM220 46H221V49H219L220 48ZM225 46L227 47V48H225ZM262 46V47H261ZM17 47H19V48H17ZM31 47V48H30ZM129 47L131 48V49H129ZM149 47V48H148ZM157 47H160V48H157ZM169 47H175V49H176V51H175V49H174V52L176 53H178V52H181L180 50H185V51H183V52H185L184 54H182V52H181V55H180V53H179V55L177 56V54L175 55V54H173V55H171L168 51H169ZM181 47V48H180ZM205 47V48H206ZM210 47H212L213 48V45L212 46H210ZM209 47V48H210ZM215 47V46H214ZM55 48V50H53ZM115 48V49H114ZM119 48H120V50H119ZM135 48H136V50H135ZM205 48H203V49H205ZM208 48V47H207ZM208 48V50H211V53H217L218 54V56L217 55H215V54H213V55H215V57H216V59L217 60H219L221 63H222V61L220 60V59H218V58H225V64L227 63L229 66H230V64H232V61H233V59L231 60V58L232 57H234V49L232 50V52H230L231 50H229V52L230 53H233V54H231V56H230V54H228L229 52H227L225 55H226V57H224V53L223 52H220V53H218V50H215V51H217V52H215L214 51V49H216V48H213V49H209ZM244 48H243V50H244ZM18 49V50H17ZM141 49L143 50V51H141ZM148 49H149V51H148ZM163 49V50H162ZM164 49H165V51H164ZM180 49V50H179ZM27 50H30V51H28L27 52ZM57 50H58V52H57ZM101 50H102V53H104V54H102L101 53ZM109 50V51H108ZM112 50L114 51V52H112ZM116 50V51H115ZM139 52H138V51ZM152 50H154L153 52H152ZM160 50V51H159ZM178 50V51H177ZM193 50H190V52L188 53V55L190 54L191 55V53H193V52H191V51H193ZM202 50V51H201ZM17 51V52H16ZM18 51H19V53H18ZM24 51H26V52H24ZM48 51V52H47ZM54 51V52H53ZM55 51L57 52V53H55ZM64 51V52H63ZM79 52V59H78V56H76V55H78V52ZM104 51H106V52H104ZM159 53H158V52ZM109 53V56H107L108 55V53ZM136 52V53H135ZM142 52V53H141ZM150 52V53H149ZM161 52V53H160ZM168 52V54H166V53ZM194 52V53H195ZM209 52V53H208ZM245 51H244V53H246ZM106 53H107V55H106ZM112 53V54H111ZM131 53V54H130ZM140 53V54H139ZM145 53V54H144ZM151 53H152V55H151ZM163 53H165V55L163 54ZM221 53H223V54H221ZM248 53V54H249ZM72 54V55H71ZM81 54V55H80ZM102 54V55H101ZM137 54V55H136ZM142 54H144L143 56H142ZM148 54H150V56L148 55ZM157 54V56H155ZM159 54V55H158ZM219 54H221V55H219ZM231 57H229L228 55ZM247 54V53H246ZM247 54V55H248ZM116 55V54H115ZM160 55H161V57H160ZM168 55V56H167ZM171 55V56H170ZM192 55V56H193ZM198 55V56H197ZM199 55H201V59L199 58L200 56ZM211 56H212V54H210ZM249 55V56H250ZM73 56V57H72ZM74 56H75V58H74ZM102 56V58H100V60H102V62L101 61H99V57H101ZM151 56H152V58H153V60H152V58H151ZM159 56V57H158ZM165 56V57H164ZM196 56H197V58H199V60L196 58ZM221 56V57H220ZM227 56H228V58H227ZM252 56H250V57H252ZM105 57V58H104ZM164 57V58H163ZM175 59H174V58ZM189 57V56H188ZM218 57V58H217ZM66 58H69V59H66ZM80 58H82V59H80ZM89 59L90 61H87L88 63L89 62H91V60L92 59H94V64H93V61H92V63H89V65H88V63H86L85 64V62L84 61H80V60H87V59ZM137 58V57H136ZM159 58L161 59V60H159ZM168 58H169V60H168ZM181 57L179 58L180 59V61L181 62H179L180 64H182L181 66H183L184 65V63L185 64H187L186 62H187V58H186V60H185V62L183 63L182 62V59ZM230 58V59H229ZM252 58V60H254ZM96 59V60H95ZM98 59V60H97ZM109 59H110V57H109ZM151 59V60H150ZM176 59L178 60V61H176ZM203 59V60H204ZM226 59H228V60H226ZM65 60H68L67 62H65ZM74 60V61H73ZM78 60H79V62H78ZM155 60V61H154ZM171 60V61H170ZM194 60H196V61H194ZM202 60V61H203ZM222 60H224V59H222ZM73 61V62H72ZM96 61H98L99 63H97ZM108 61H110V60H108ZM159 61L161 62V63H159ZM169 61V62H168ZM175 61V62H174ZM201 61V62H202ZM219 61L217 62L218 64H219ZM227 61H229V63L227 62ZM82 62H84V63H82ZM150 62H153V63H150ZM168 62V63H167ZM203 62H205V63H203L204 65H202V66H205V67H203V69H205V68H210V67H212L213 68V64H212V62H210V61H208L207 63H206V61H203ZM210 62V63H209ZM231 62V63H230ZM77 63V64H76ZM96 63V64H95ZM154 63H159V64H161L160 66H159V64L158 65H155ZM170 63V64H169ZM235 63V62H234ZM233 63V64H234ZM69 64V65H68ZM82 67L83 65V70H82V68L79 66V65ZM150 64H152V66L150 65ZM154 64V65H153ZM173 64V65H172ZM205 64H207V65H205ZM218 64H217V67H220V68H218V69H221L222 70V67L224 68V69H226V68H228V72H221V74H224V73H231L233 70V68L235 67L233 64L229 67L228 65V67H225L226 65L224 64V63H222L221 65H225V66H222L221 67V65H219L218 66ZM74 65H76V66H74ZM90 65H93V67L92 66H90ZM110 65V66H109ZM150 65V66H149ZM169 65H170V67H169ZM172 65V66H171ZM208 65H211L210 67L208 66ZM73 66V67H72ZM164 66V67H163ZM185 67H183L184 69H186V68H188V67H186V65H184ZM258 66V67H257ZM261 66V67H260ZM263 66V67H262ZM159 67L161 68V69H163V68H167L168 67V69H163V70H161V71H157V70H159ZM73 68H74V70H76L75 72H74V70H73ZM110 68L112 69V70H110ZM229 68H231V70L229 69ZM81 69V71L79 72L78 70H80ZM205 70L206 72H208L209 71V75L210 76H212L211 75V73L212 72H210V71H212L211 70V68H210V70L208 69V70ZM223 69V70H224ZM235 69V68H234ZM222 70V71H223ZM227 70V69H226ZM230 70V71H229ZM109 71H110V74H109ZM112 71V72H111ZM203 71V70H202ZM254 71H258L257 69H255ZM104 72V73H103ZM105 72H107V73H105ZM168 72V73H167ZM172 74H171V73ZM186 72V70L184 71V72H182V76L180 75L179 76V78L181 79V77H182V79H184V80H180V79H177L176 77V79H177V81L179 80V82L182 84H178V82H176L175 80H173V83H174V81H175V87H174V85L172 84V83H170L169 81H167L163 86H162V88L164 89V88H167L168 90L170 89L169 87V85H167L168 83H170L171 84V86H173L174 88H177V86H178V89H174L173 87V89L171 88V91H170V93H168L169 91L168 90H166V91H168L167 93L168 94H170L171 96H172V93L175 95H173L172 97L170 96V95H167L166 96V94L167 93H165L164 92V90L161 88V87H159V86H155V87H153L154 85H152V81L151 82H149V86H150V83H151V86L153 87H149V86H147L148 87V89L147 90H151V91H149L148 93H150V94H148V98H146V100L147 101H149L150 99V97H152L151 99L152 100H155V101H152V102H156V100H158L159 99V101H160V99L163 101V102H159L160 104H164V102H165V104H166V102L168 103V102H176V100L178 99L179 100V98L177 97V96H179V95H176V94H179L180 93V96L181 97H183V92H180V91H178L179 89L182 91L183 89L182 88H185V86L184 85H186L185 83L187 82V83H189V82H191V79H189L190 77V75H188V72H187V74L185 73ZM217 72L218 73H220L219 72V70H217ZM244 72V73H243ZM242 72V74L243 75H245L244 77H246L247 75H248V79L247 80H249L250 79V77H249V72L250 71H247V70H244ZM81 73V74H80ZM167 73V74H166ZM183 73H185L186 75H187V79L188 80H190L189 82L188 81H185L186 80V77H184L185 76V74H184V76H183ZM203 73V72H202ZM217 73V74H218ZM258 73V72H257ZM75 74V75H74ZM77 74V75H76ZM104 74H105V76H104ZM107 74V75H106ZM164 74V75H163ZM203 74H205V75H203ZM202 75L205 77V78H207L208 79V81L211 83V80H209V78L208 77H210L209 75H208V73H207V76L208 77H206V73H203ZM213 74V73H212ZM221 74H220V76H221ZM227 74H225L224 76H226ZM74 75V76H73ZM79 75V76H78ZM130 75H132L131 73H130ZM167 75H168V77H167ZM234 75V74H233ZM231 76V77H233V78H235V75L234 76ZM243 75H241V80L240 79H237V80H239V81H242V83L241 82H239L240 84H238L237 82H236V87H235V90H234V88L233 89H230L231 91H233L232 93H231V91L229 92V91H227L228 93L226 94V92H225V94L226 95H228V96H225V98H226V106H227V104L229 103H231V100H233L232 101V104L235 102V100H237L235 103H234V105H229L228 104V106L226 107L225 106V104L223 103V99H222V101L220 102L221 103V105H223V106H221L220 104H218V102L217 101H213L214 102V104L212 103V105L211 106H213L214 108H216V107H218L219 105L221 106V107H223L225 110H230V111H228V115L229 116H231V117H234V115H237L239 118H241L240 117V114L241 113H245L246 114V112L245 111H248V109H249V113L250 112H252V113H250V114H252V115H248V112H247V114L246 115H244L242 118H245V121H246V119H248V118H252V121H248V122H245L244 121V119H243V121H244V123H247V124H244L245 125V127L246 126H248V127H250L249 129H248V127H246V129L247 130H250V129H255L256 127H264V122H261V121H264V117H263V115L261 116V121L259 120V118H254V117H256L255 115H254V109H258V111H259V113L262 111V112H264V103L262 102V105L260 104V102L261 101H264V93L263 94H258L256 91H254V94H256L255 95V97L254 96H252V93H251V95H248L247 96V94H246V92H245V90H244V92H243V89H241V87H242V85H243V87H244V83H247L248 81L245 79V80H243L242 78H243ZM76 76H78L77 78H76ZM104 78H106L107 76L109 77V79H104ZM214 76H216V81L217 80H219V79H223L222 77H224L223 75L221 76V78H219V74L218 75H216V74H214ZM102 77V78H101ZM136 79H135V78ZM156 77V76H155ZM217 77H218V79H217ZM228 77V78H227ZM227 77H225L224 79H230V76H228L227 75ZM164 78H166V79H164ZM212 78V80H214V81H212V82H215V78L212 76V77H210V79ZM214 78V79H213ZM232 78V79H233ZM240 78V77H239ZM223 79V80H224ZM226 79V81H224L223 83H227V80ZM104 82H103V81ZM107 80V81H106ZM129 80V81H128ZM136 80V81H135ZM114 81H116V82H114ZM182 81H184V82H182ZM230 81H232V80H230ZM106 82V84H104ZM110 82V83H109ZM128 82V83H127ZM133 82V83H134ZM229 82V81H228ZM108 83V84H107ZM122 83V84H121ZM184 83V84H183ZM225 83V84H226ZM74 84H72V85H74ZM132 84V83H131ZM211 84H213V83H211ZM239 86H238V85ZM242 84V85H241ZM102 86V87H103ZM129 86V87H128ZM165 86V87H164ZM182 86V87H181ZM184 86V87H183ZM239 88H238V87ZM114 87H116L115 86V84H114ZM123 87L124 88H126V89H123ZM128 87V88H127ZM160 88L161 89V92L163 91L164 93H161L159 90L160 89H158V88ZM179 87H181V88H179ZM242 87V88H243ZM149 88H152V89H149ZM158 89V92H160L161 94H162V96L161 95H157L156 96V94H160V93H157V91H155V94H153L152 93V90H153V92H154V90H156V89ZM236 88H238V93H241V95H242V92H243V96H244V94H245V97H243L242 98V96H240V94H236V92H237V90H236ZM245 88V87H244ZM136 90L135 91H137V90H139L137 87L135 88ZM176 91V94H175V92L174 91ZM242 90V91H241ZM125 91H127V92H125ZM140 91V90H139ZM184 91V90H183ZM200 91V90H199ZM235 91V92H234ZM240 91V92H239ZM124 92V93H123ZM256 92V93H255ZM125 93H127L126 95H125ZM139 92H135L134 94H133V96L132 95H130V96H132V97H136V96H134V95H136V94H138ZM229 93H231L232 95H235L236 96V98L234 99L233 98V96L231 95L230 96V98H229ZM151 94H153V95H155V96H153V95H151ZM163 94L166 96V98L165 99H163L164 98V96H163ZM198 94V95H197ZM218 94V93H217ZM217 94H215V96L217 95ZM253 94V95H254ZM195 94H193L192 95V102L193 103H198L199 102V99H201V100H203L204 98H206L207 96L206 95H204L203 93H201V95H200V92L199 93H196V95L194 96ZM220 94H218V96H219ZM238 95V96H237ZM259 95V96H258ZM261 95V96H260ZM118 96V97H117ZM150 96V97H149ZM160 96H161V98H160ZM214 95H213V97H215ZM239 96L241 97V98H239ZM158 97V99H155V98H157ZM176 97H177V99H176ZM194 97V98H193ZM233 99H232V98ZM248 97V98H247ZM252 98L253 97V100H250V98ZM260 97V98H259ZM116 98V99H115ZM217 98V97H216ZM215 98V99H216ZM228 98V99H227ZM238 98V99H237ZM247 98V99H246ZM254 98H257L256 100L258 101V104H257V102H256V100H254ZM180 99H183V98H180ZM231 99V100H230ZM242 99H245V101H246V104H244L245 103V101L244 102H242L241 100ZM249 99V101H248V103H247V100ZM145 99H142V101H141V99L140 100H138L139 102H137L138 104H143V105H145V103H147V101H146ZM165 100V101H164ZM217 100V99H216ZM230 102H229V101ZM261 100V101H260ZM238 101L240 102H242L243 104L241 105L240 103H238ZM255 101V103H252V102H254ZM260 101V102H259ZM141 102V103H140ZM144 102V103H143ZM224 102H225V99H224ZM250 102V103H249ZM115 103V104H114ZM157 103H158V101H157ZM238 104V105H237ZM250 104V105H249ZM252 104H254V105H252ZM128 105V104H127ZM127 105H125V109H123V111H121V113H119L118 114V116H120V118H121V116H122V118H124L125 117V120H127V119H129V117H128V114H129V106H127ZM142 105V106H143ZM258 106L257 108H256V106ZM259 105L261 106L260 108H259ZM139 106V105H138ZM141 105H140V108H145L146 107V105L145 106H143L142 107ZM225 106V107H224ZM238 108H237V107ZM244 106H246V109H245V107ZM249 106H252V107H249ZM254 106V107H253ZM114 107H112V108H114ZM233 107H235V109L237 110H239V108L241 109L239 112H241L240 114H238L239 112L238 111H233V110H235ZM249 107V108H248ZM229 108H231V109H229ZM263 108V109H262ZM253 109V110H252ZM262 109V110H261ZM250 110H252V111H250ZM233 112L235 113V114H233ZM260 113V114H263V113ZM120 114H122V115H120ZM248 115V116H247ZM129 116H130V114H129ZM237 116H235V117H237ZM242 116V115H241ZM254 116V117H253ZM67 118V117H66ZM253 118H254V120H253ZM64 119V118H63ZM65 120V119H64ZM256 120V121H255ZM257 121H259V122H257ZM252 122H254V123H252ZM256 123L257 124H259V125H256ZM263 125H262V124ZM252 124H254L255 125V127H254V125H252ZM119 125V124H118ZM117 124H113V126H112V128H113V130L114 131H117V129L119 128V126H118ZM261 125V126H260ZM254 127V128H253ZM104 128V127H103ZM104 139V138H103ZM103 139H101V140H103ZM121 139H124V137L123 136H121ZM223 141H225V140H223ZM105 145V144H104ZM103 144L102 145H100V147L102 148V146H103V152H104V155H105V158L107 159V157L109 156V154L110 153H112L113 152V147L112 146H104ZM231 152V150H230V148H227L226 150H225V153H230ZM0 157H1V159L9 166V168L10 169H12L11 167H10V165H9V163L5 160V158L4 157H2V155L0 154ZM119 167H121V168H117V169H115V170H113V171H110V172H107V173H104V174H100L99 173V171L96 169L95 171H92V172H90V174H88L89 175V177L87 178V179H85L84 180V182H83V185H81V187H80V198H81V200H80V198H79V200H77V201H75L77 204H79V207H78V209L80 210V212H81V215L80 216H82L81 218L79 217L78 219L81 221V222H79V223H77V225L75 224V223H73V222H68L69 220L68 219H66L67 217L65 216V213L64 212H62V211H60L58 208H56L57 206L55 205V204H52V203H49V202H47L48 203V205H47V209L49 210L48 212L49 213H51V214H55L56 215V218H57V220L59 219L61 222L63 221L65 224H66V226H68L67 227V229H65L66 231H64V232H62V233H58L57 235H55V236H53V239H47V238H41V237H37V238H35L33 241L34 242H36V241H40V242H42L43 244H44V246L45 245H47L50 249H51V252H52V256L54 257V259H55V261L53 262V263H51V264H121V261H125V258H127L128 260H130L129 261V263L130 264H171V262H172V264H186L187 262H188V260L189 259H192L193 260V263H191L192 262V260L190 261L189 260V262L191 263V264H194V259H195V264H196V262H200L201 260H202V252H203V254L205 253H209L210 254V258L211 257H215V258H211V259H215L213 262H217L216 264H219V262L216 260V259H221V260H219V261H221V263L220 264H224V260L226 261V259H228V261H229V256H230V258L231 259H233L234 258V255L236 254V252H238L236 249L234 250L233 249V247H231V246H228L227 244H228V239H226L227 237H233V236H235L234 238H232V240L230 239V242L231 243H233L234 242V244H235V240H236V236L237 235H240L239 237H241V235H243L244 233H245V231L246 230H239L238 231V226L239 227H241V229L243 228V229H245V228H247L248 226V228L250 229V230H254L253 228H252V226L251 225H257V224H259V225H264V201H261L260 199L263 197V196H260V195H264V191H260V190H258V189H256L255 187H254V185H257V183L259 184V186H261L262 188H263V183H264V178H263V176L261 175V173L260 172H258L257 170H254V168L252 167V166H250V167H248V168H246V166L245 165H239L238 167H236V168H234L233 170H231V172H229V173H227V172H225L223 175H222V179H224V180H227L226 182H228L229 181V179L231 178V176L233 175V174H235V173H237V171L238 172H240L241 170H242V172H244L243 174H241L242 176H240V177H242V178H240L239 177V180L237 179V182H235L234 183V187H227L228 185L227 184H221L220 186H221V189L220 188H215L214 186V181L215 180H217V179H210V178H207L209 181V184H207L208 182L206 181V185H202L201 187L200 186H198V185H193V186H191V187H189L188 188V190L186 189L185 190V193H184V196H185V194H186V196H192V198H193V201H192V205L190 204V210L189 211H191L192 212V210H193V214H192V217H199L200 219H202L203 217H211L212 215H214V216H216L215 218H214V216H212L213 218H214V220H213V218H210V219H212V221L209 219V221H211V222H208L207 223V228H204V230H205V232H204V230H203V232H204V234H207V235H213L212 236V239H210L211 238V236H210V238L209 237H207V235H202L201 236V234L203 233V232H201L200 234H199V231L198 230H196V232H193V233H196V234H192L191 235V233H189L191 236L189 237V235H188V233L187 232H192V231H187V227H188V225H190V223H189V221L187 220V221H185V220H180V221H177V219H179L180 218V216H181V213H182V211H183V206H185L184 205V203H185V201L186 200H184V202H182L183 201V199H179V201L178 202H176L175 204H172V205H170L168 208H167V210L164 212V214H162L160 217H159V220L158 221H156V220H154V213H153V211H149V209H147V206H148V204H150V203H152L153 202V198H147L145 201V205H144V207H142V208H139V210L138 209H135V211L133 212V210H131L130 211V209L131 208H129V204L131 203V197L127 194H125V192L124 191H121L120 189H117V188H114L115 186H117V185H115V182L114 181H112L113 183H111L110 185H108L107 187L108 188H106L105 187V190L104 189H102V184L105 182V180H106V178L109 176L110 178H113V177H115V176H117L118 174H124V173H126L127 171H128V169H129V167H125V166H119ZM242 168V169H241ZM250 168V169H249ZM253 168V169H252ZM247 169H249V170H247ZM13 170V169H12ZM253 170V171H252ZM14 171V170H13ZM18 171V172H17ZM246 171V172H245ZM249 171V172H248ZM89 172H87V173H89ZM255 172V173H254ZM258 172V173H257ZM86 173V174H87ZM250 173H252V175L254 176H252L251 177V175H250ZM14 174H15V177L17 178V180L18 181H20V182H22V183H24V184H26V185H28V190H29V195H32V194H35V195H37L36 193H38L39 194V196H40V192H37V191H35V188H29L30 187V185L27 183V180H25L24 181V174L21 172V171H19V169L18 170H15L14 171ZM245 174H248V175H245ZM259 174V176H257V175ZM85 174H81V175H78V176H76L75 177V180L76 181H80L81 182V176H84ZM245 177H244V176ZM261 175V176H260ZM226 176V177H225ZM258 177V179H257V177ZM260 177H261V179H260ZM77 178V179H76ZM78 178H80V179H78ZM26 179V178H25ZM74 180V181H75ZM250 180V181H249ZM252 180H254V181H252ZM211 181H213V182H211ZM256 181H257V183H256ZM260 182H262V185H261V183ZM117 184V183H116ZM211 184V185H210ZM236 184V185H235ZM254 184V185H253ZM70 186L71 187H73V189H76V185L75 184H70ZM110 186V187H109ZM194 186H197V187H195V189H197V192H198V190L199 189H202V191L200 190V192L199 193H196V191H191V190H195L194 189ZM32 187V186H31ZM205 187V188H204ZM224 187L225 188H227V189H229V190H227L226 191V193H224V195L223 194H221V192L222 191H224ZM112 188H114V189H112ZM32 189H34L33 191L34 192H32ZM42 189V188H41ZM100 189H102V190H100ZM117 189V190H116ZM154 189H155V186H152L151 188H150V192H154ZM115 190V191H114ZM189 191H191V192H194L193 193V195L191 194V192H189ZM30 192L32 193V194H30ZM36 192V193H35ZM116 192H118L117 194H116ZM120 192V193H119ZM122 192V193H121ZM124 193V194H123ZM194 194H196L195 196H194ZM153 195V194H152ZM152 195H149V196H152ZM208 195H212V196H214V199H213V204H208V203H206V202H204L203 200L204 199H206L207 197H208ZM219 195V196H218ZM38 196V197H39ZM91 196H93V201H94V203L97 205H95L94 203V205L92 206V208L91 207H88V206H90V204H88L89 202V200H90V197ZM194 196V197H193ZM196 196H198V197H196ZM218 196V197H217ZM196 197V198H195ZM206 197V198H205ZM41 200H43V198H44V196L41 194V196L39 197ZM196 199V200H195ZM263 199V198H262ZM40 200V201H41ZM45 200V199H44ZM43 200V201H44ZM47 201V200H46ZM130 201V202H129ZM80 202V203H79ZM97 202V203H96ZM127 202L129 203L128 205H126V207L125 206H121V205H124V203L125 204H127ZM183 204H182V203ZM193 202H194V204H193ZM147 203V204H146ZM178 203H181V204H178ZM204 203V204H203ZM210 203V202H209ZM212 203V202H211ZM53 205V206H52ZM103 205H104V207H103ZM117 205V206H116ZM250 205V206H249ZM52 207V209H51V207ZM119 206H121L122 207V209H121V207H119ZM127 206H128V208H127ZM195 206H196V208H195ZM252 206H257L256 208H254V207H252ZM98 207H101V209L100 208H98ZM182 207V210L180 209ZM194 207V208H193ZM98 208V210L96 211V209ZM105 208H107V209H105ZM119 208V209H118ZM250 208H253L256 212L258 211L259 213L257 214V215H255V213L254 212H252V211H250V210H252V209H250ZM258 208V209H257ZM0 209H3L4 210V208H1L0 207ZM106 210V211H104V210ZM115 209H118L119 211H117V210H115ZM195 209V210H194ZM257 209V210H256ZM52 210V211H51ZM56 210V211H55ZM99 210H101L100 212L101 213H99ZM120 210H122V211H120ZM123 210H124V212H123ZM137 210H138V212H137ZM149 212H148V211ZM129 211V212H128ZM195 211V212H194ZM56 212V213H55ZM140 212V213H139ZM210 212V214H208ZM58 213V214H57ZM62 213V214H61ZM121 215H120V214ZM194 213H196V214H194ZM60 214V215H59ZM100 214V215H99ZM102 214V215H101ZM124 214H127V215H129V216H127V217H125L124 216ZM132 214H134V215H142V214H144V216L146 217L141 223L139 222V224H138V222H136L135 220H133L132 218H131V220H133L132 221V224H131V221H130V218H129V220H127L126 218H128V217H131V215ZM216 214V215H215ZM62 215V216H61ZM122 215H123V217H124V219L122 218ZM63 216H65V217H63ZM220 216V217H219ZM202 217V218H201ZM257 217V218H256ZM255 218V219H254ZM77 219V220H78ZM153 219V220H152ZM124 220H126L125 222H127V225L128 224H130V227H129V225H128V229H125L126 228V223L125 222H123ZM176 220V221H175ZM40 221V220H39ZM93 221H94V223H93ZM128 221L130 222V223H128ZM135 221V223H133ZM38 222V221H37ZM41 222V221H40ZM68 222V223H67ZM94 224V225H91V224ZM125 224V228H124V226L122 227L121 225L122 224ZM68 224V225H67ZM123 224V225H124ZM211 224H214L215 226H216V228H224L225 226V229H216V228H213L212 226H211ZM15 224H12V226L10 225V224H4V227H5V229L7 228V232H9L8 234H11L13 231L15 232V231H17V229L19 228H17L16 226H14ZM90 225H91V227H90ZM208 225H210V226H208ZM12 228H11V227ZM93 226V227H92ZM214 226V227H215ZM224 226V227H223ZM227 226H229V227H227ZM122 227V228H121ZM209 227V228H208ZM233 228L234 230H233V232H232V229L231 230H227V232H228V234H227V232H226V229H229V228ZM120 228V230H121V232H119L120 230H118ZM131 228V229H130ZM148 229V228H151L152 229V233L153 234H150L151 236L150 237H147V238H144V242L143 243H141V236L139 237V230H140V232H141V230L144 232V229ZM247 228V229H248ZM123 229V230H122ZM125 229V230H124ZM130 229V230H129ZM207 229H210L209 231L207 230ZM212 229V230H211ZM214 229V230H213ZM235 229H236V231H238V232H236L235 231ZM97 230V231H96ZM126 230H128V231H126ZM185 230V231H184ZM208 231V233H210V232H212V231H214V232H212V233H210V234H208L207 233V231ZM218 230V232H216ZM122 231H126V232H128V233H125L124 234V232H122ZM230 231L232 232V233H230ZM104 232V233H103ZM142 232V233H143ZM198 232V233H197ZM217 233V236L219 237V239H218V237L216 238V233ZM220 232V234H222L223 236H221L220 237V235H218V233ZM222 232V233H221ZM225 232V233H224ZM236 232V234L237 235H235L234 233ZM141 233V234H142ZM214 233H215V235H214ZM63 234V235H62ZM92 234V235H91ZM119 234V235H118ZM121 234V235H120ZM224 234H225V236H224ZM257 233H252V234H249L248 235V237L249 238H247V239H249V241L247 240V244H248V246H250L251 245V243L250 242H252L253 240V237H254V235H256ZM127 235H129V236H127ZM250 235H252V236H250ZM120 236V237H119ZM124 236H126V237H128V238H123ZM205 236H206V238H205ZM214 236H215V239H214ZM238 237V236H237ZM238 237V238H239ZM224 238L227 240L226 242H225V240H224ZM237 238V239H238ZM137 239H138V241L140 242H138L137 241ZM147 239V240H146ZM207 239H210V240H207ZM234 239V240H233ZM220 240L221 242L220 243H218V241ZM222 240H224L223 242H225V243H223L222 242ZM136 241H137V243H136ZM145 241H146V243H148L147 244V247H146V243H145ZM170 241H172L173 242V246L169 249V250H167L166 251V255H165V263H162V262H159V261H161V260H159L160 258L162 259V257H160V258H157L159 261L157 262V260H154L157 256H159L158 254H156L155 256H154V254L153 253H148L147 254V252H146V250H149L148 249V247H155V248H157L159 245H163V246H165V243H168V242H170ZM206 241V242H205ZM209 241V242H208ZM34 242H32V244H30V242L27 244V243H24V244H22V245H20L21 247H24V248H22L23 250H24V253H23V251H20V252H16L15 250H17L18 248H16V249H12V248H15V246H13V245H8L9 247H11L10 248V251H9V249H7V247L8 246H6V251H9V252H12V250L13 251H15L17 254L16 255H22V254H24L23 255V257L21 256V258H19V260H20V262H19V264L21 263V264H38L39 263V261H44V255H42V254H40V253H33V251H32V249H33V247H34ZM208 242V244H206ZM229 242V243H230ZM145 243V247H142V245ZM230 243V244H231ZM140 244H142V245H140ZM220 244H221V246H222V244H224L223 246L226 248H228L229 247V249L230 250H233V251H230V250H228V251H225V248L224 249H222L223 251H225V254L227 253H229V251H230V254H231V252H233L232 253V257H231V255L229 254V256H223L224 255V252H222L221 251V246H220ZM225 244H226V246H225ZM167 245V244H166ZM27 246V247H26ZM221 248H220V247ZM232 246H233V244H232ZM21 247H20V249H21ZM263 247H264V245H263ZM263 247L261 248V249H263ZM141 248H144V250L143 249H141ZM204 248L205 249H207V250H204ZM218 248H220V249H218ZM232 248V249H231ZM12 249V250H11ZM19 249V250H20ZM21 249V250H22ZM146 249V250H145ZM216 249V250H215ZM18 250V251H19ZM205 252H204V251ZM209 250H210V252H209ZM211 250H212V252H211ZM217 250H219V252L217 251ZM207 251V252H206ZM214 251H217V252H214ZM236 251V252H235ZM15 252H13V253H15ZM22 252V254H20ZM143 252H146V253H144V254H146L147 255V257L145 256L144 257V254H143ZM149 252V251H148ZM156 252V251H155ZM220 252H222V253H220ZM26 253V254H25ZM212 253V254H211ZM213 253H214V255H213ZM217 253V254H216ZM218 253H220V254H218ZM240 254V256H239V254ZM237 253V255H235L236 257L234 258V260H233V262L234 261H238V259H240L242 256L241 255H244L243 253H241V252H238ZM153 254V255H152ZM222 254V255H221ZM213 255V256H212ZM216 255V256H215ZM19 256H17V257H19ZM150 256H154V259H153V257L151 258ZM218 256V258H216ZM220 256H222L221 258H220ZM150 257V258H149ZM194 257V258H193ZM196 257V258H195ZM201 258V260H200V258ZM204 257V261H205V259L207 258V264L209 263L208 262V260L209 261H211V259H208V257H207V254L205 255V256H203ZM206 257V258H205ZM227 257V258H226ZM23 258V259H22ZM42 258V259H41ZM132 258V259H131ZM137 259L138 260V262L136 263L135 261H137V260H135V259ZM139 258L141 259V261H139ZM167 258V259H166ZM224 260H223V259ZM237 258V259H236ZM134 259V260H133ZM199 259V260H198ZM18 260V261H19ZM62 260V261H61ZM169 261V262H166V261ZM202 260V261H203ZM18 261H17V263H18ZM64 261V262H63ZM132 261V262H131ZM134 261V262H133ZM203 261V262H204ZM205 261V262H206ZM231 261V260H230ZM23 262V263H22ZM203 262H201V264L203 263ZM212 262V261H211ZM232 262V261H231ZM16 263V264H17ZM228 262L226 261L225 262V264H227ZM230 263V262H229ZM228 263V264H229ZM189 264V263H188ZM204 264V263H203ZM206 264V263H205ZM210 264V263H209ZM211 264H215V263H211ZM231 264V263H230Z\"/></svg>",
    "mask_w": 264,
    "mask_h": 264
},
{
    "label": "water",
    "instance_id": "water-1",
    "mask_svg": "<svg viewBox=\"0 0 264 264\" xmlns=\"http://www.w3.org/2000/svg\"><path fill=\"white\" fill-rule=\"evenodd\" d=\"M256 59H257V64H258V62H259V60H258V57L256 56L255 57ZM256 64V65H257ZM258 67V66H257ZM261 73V70H258V74H259V77H260V74ZM248 175V174H247ZM249 176V175H248ZM251 176H253V175H251ZM261 184H262V182H260ZM234 187V186H233ZM254 187L256 188V189H258V190H260V191H264V188H262L261 186H259V184L257 183V185L255 186L254 185ZM264 187V186H263ZM260 196H263L260 200L261 201H264V195H260ZM259 226H261L262 228H260ZM252 228L254 229L253 231L254 232H256L257 234L256 235H254V237H253V239H262L261 241H264V226L263 225H259V224H257V225H253L252 226Z\"/></svg>",
    "mask_w": 264,
    "mask_h": 264
}]
</instances>
